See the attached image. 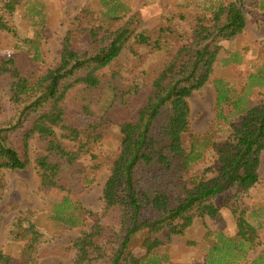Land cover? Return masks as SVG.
<instances>
[{
	"label": "trees",
	"instance_id": "1",
	"mask_svg": "<svg viewBox=\"0 0 264 264\" xmlns=\"http://www.w3.org/2000/svg\"><path fill=\"white\" fill-rule=\"evenodd\" d=\"M27 1L0 0V31L15 40L13 52L0 59V199L8 171L32 167L38 174L73 177L105 167L100 212L87 210L71 189L52 206L49 219L56 225L82 227L91 220L71 246L52 249H71L70 264H171L174 237L197 218L216 219L230 189L248 190L259 180L264 98L239 108L240 117L222 134L212 130L197 137L190 131L189 98L210 80L224 42L242 33L244 11L234 1L210 0L201 11H181L138 31L136 14L127 16L125 2L100 0L98 9L86 3L67 25L58 62L42 68L40 41L18 27L19 7ZM259 6L264 10V0ZM124 49L131 53L130 66L108 69ZM158 52L166 58L147 72L144 54ZM214 84L219 107L229 99L224 81ZM105 119L119 128L113 156L95 152ZM207 152L211 164L195 172L193 164ZM239 234V241L216 239L195 264H238L256 247L261 248L249 264H264V241L254 226L246 221ZM44 236L32 215L17 216L6 228L9 242L36 244ZM141 236L151 242L143 255L130 259V244ZM0 264L63 263L0 249Z\"/></svg>",
	"mask_w": 264,
	"mask_h": 264
},
{
	"label": "rangeland",
	"instance_id": "2",
	"mask_svg": "<svg viewBox=\"0 0 264 264\" xmlns=\"http://www.w3.org/2000/svg\"><path fill=\"white\" fill-rule=\"evenodd\" d=\"M129 9L128 15L136 14L137 30L153 29L163 17L184 11L196 13L210 0H121ZM224 3L236 2L244 11L246 25L241 34L229 42H224V50L215 63L210 80L200 91L193 93L190 103V131L197 137H204L212 130L221 134L227 124L240 117L239 108L257 104L264 98V10L260 0H220ZM91 3L98 9L100 0H31L19 7L18 27L23 35L37 36L44 57L43 67L56 64L59 59L61 38L73 15L84 4ZM174 21L188 30V26L179 19ZM179 43L178 38L172 41ZM14 37L0 31V59L14 50ZM140 53L146 49L141 48ZM131 53L124 49L108 69L127 68L131 64ZM166 55L158 52L144 54L147 72L153 71ZM228 60L227 63L221 61ZM127 78L132 73H123ZM223 80L228 101L216 106L214 82ZM130 80V79H129ZM127 83V82H126ZM221 114V115H220ZM98 140L95 152L115 155L119 148L118 125L108 119L101 122L96 133ZM89 162V158L85 159ZM212 162V154L193 164L195 172L203 173ZM109 171L105 167L97 170L88 168L79 176L65 177L58 174H38L32 167L24 170H12L5 174L6 189L0 199V249L22 259L35 258L38 262H56L70 264L74 257L71 249L53 250V246L68 247L90 226L91 220L85 219L82 227L67 228L56 225L49 214L52 206L59 202L67 189L73 191L77 199L87 210L100 212L103 205L102 188ZM208 174V171H206ZM229 201L216 219L206 217L195 219L184 235L173 238L169 252L171 264H195L203 262L206 249L216 240L239 241L243 224L250 222L264 241V151L259 169L258 182L248 190L230 189ZM34 216L45 236L41 242L30 240L9 242L6 228L17 216ZM151 242L150 236L135 238L129 248L130 259L143 255ZM261 247L247 253V257L238 264H249Z\"/></svg>",
	"mask_w": 264,
	"mask_h": 264
}]
</instances>
